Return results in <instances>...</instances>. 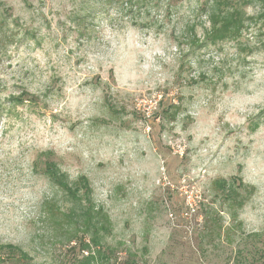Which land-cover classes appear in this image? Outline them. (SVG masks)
I'll use <instances>...</instances> for the list:
<instances>
[{"label": "rangeland", "instance_id": "374dc122", "mask_svg": "<svg viewBox=\"0 0 264 264\" xmlns=\"http://www.w3.org/2000/svg\"><path fill=\"white\" fill-rule=\"evenodd\" d=\"M0 23V264H264V0Z\"/></svg>", "mask_w": 264, "mask_h": 264}, {"label": "trees", "instance_id": "16d2710c", "mask_svg": "<svg viewBox=\"0 0 264 264\" xmlns=\"http://www.w3.org/2000/svg\"><path fill=\"white\" fill-rule=\"evenodd\" d=\"M232 15V14H231ZM1 31H2V24L0 23V44L2 45L3 43H5L6 42V39L7 38H9V36H6V35H4V34H2L1 33ZM85 215H95V212H94V210L92 209V207L90 208V207H88V208H85V210H84V212H83ZM80 245H81V247H82V249H84L86 252H87V248L89 247V245L87 244V243H85V242H81L80 241ZM86 248V249H85ZM20 254H21V256L22 257H24L23 255V253L20 251ZM21 258V257H20ZM84 259L81 261V262H79V264H90V261H91V259L93 258L92 257V255L90 254V253H88V255L87 256H85V257H83Z\"/></svg>", "mask_w": 264, "mask_h": 264}]
</instances>
